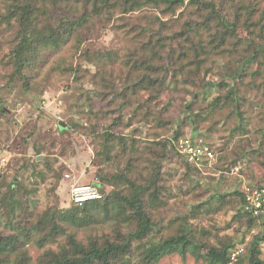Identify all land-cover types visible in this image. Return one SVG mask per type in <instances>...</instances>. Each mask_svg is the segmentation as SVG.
Returning <instances> with one entry per match:
<instances>
[{
  "label": "rangeland",
  "instance_id": "obj_1",
  "mask_svg": "<svg viewBox=\"0 0 264 264\" xmlns=\"http://www.w3.org/2000/svg\"><path fill=\"white\" fill-rule=\"evenodd\" d=\"M260 3L264 6V0ZM5 10V2L0 0V177L5 175L9 181L15 178L26 188L33 189L26 200L31 202L29 207L35 204V218L56 204L59 207L70 205L68 189L71 181L63 180L55 193L52 177L44 181L38 174H31L30 168L24 169L22 176L15 175L20 166L34 158L33 142L48 148L41 154L43 159L48 155L47 159L54 162L55 168L66 167L64 176L70 173L73 181L79 183L96 185L93 175L97 169L114 174L129 167L137 184H146L158 175L157 184L168 200L164 207L154 210L153 217L162 227L159 232L162 236L175 232L170 226L174 218L189 213L195 204L206 201L215 192L242 191L245 185L264 186V58H254L255 49L244 41L228 39L222 46L225 50L211 52L198 74L188 71L196 68L185 58L188 69H184L179 80L157 101L150 93L137 91L128 94L127 100L131 103L119 109L118 104L110 102V97L95 95L96 91L105 88L100 82L103 69L112 75L110 80L119 90L124 78L130 76V81L135 77L136 72L129 75L132 69L129 57L141 49L146 39L141 34L144 27L169 36L188 19L201 20V14L195 7H190L189 0L177 5L174 12L165 3H151L128 13L117 10L113 14L90 18L70 42L60 49L44 52L47 59L38 65L31 87L27 88L8 77L13 74L7 65L8 53L15 45L20 27L15 21L8 23L3 19ZM260 18L261 11H258L256 19ZM161 20L169 23L167 28L162 29ZM244 27L239 30L242 39L251 33L255 42L263 40L259 35L264 36V33L257 26H252L250 31ZM199 31L201 36L195 35L194 41L202 38L208 46L214 29L200 28ZM238 67L246 68L244 75L231 78ZM225 74L241 96L239 110L248 122L245 131L240 129L241 118L232 108L208 114L202 121L199 118L190 121L188 117L192 111L202 110L204 105L194 97L196 88L203 81H216ZM121 101L125 102L118 100ZM188 104L193 110L187 108ZM116 122L119 124L114 125ZM61 123H64L63 127ZM110 128L114 133L126 136V147L114 140L108 151L109 158L97 156L99 151L106 153L103 141ZM177 135L210 141L217 153L212 165L202 171H190L174 143ZM168 139L174 146L172 149L167 147L166 151L162 143ZM188 175L192 176L190 183L186 181ZM231 209L228 205L218 212H201L193 220L195 227L223 239L231 236L240 243L245 239V244L253 233L264 231L263 219L246 234L247 227L233 219ZM6 220L0 214V229H7ZM111 223L112 220L79 227L77 236L86 241L88 235L110 231ZM71 228L67 232H72ZM42 235L41 230H33V237L26 246L34 259L48 247L57 248L56 242L41 246ZM63 238L64 235L59 236V239ZM204 238L208 239L207 236ZM262 249L264 256V241ZM159 264H201V261L191 254L183 257L174 253Z\"/></svg>",
  "mask_w": 264,
  "mask_h": 264
},
{
  "label": "trees",
  "instance_id": "obj_2",
  "mask_svg": "<svg viewBox=\"0 0 264 264\" xmlns=\"http://www.w3.org/2000/svg\"><path fill=\"white\" fill-rule=\"evenodd\" d=\"M3 1L6 9L2 15L3 19L8 23L15 21L20 27L15 45L8 53L10 60L7 65L13 72L8 77L10 80H18L26 88L31 87L38 65L45 63L47 58L45 59L44 52L60 49L70 42L79 35V28L90 18L113 14L117 10L128 13L151 3H165L167 8L174 12L175 7L182 4L176 0ZM260 2L261 0H189L190 7H195L201 14V20L188 19L179 30L171 31L169 36L163 35L160 30H148L144 27L141 34L146 39L142 42L141 49L129 57L132 67L129 75L136 72L135 77L130 78V81V76L124 78L122 89L119 90L110 80L112 75L103 69L100 82L105 88L96 91L98 95H95L110 97V102L118 104L119 109L131 103L127 100V95L137 91L150 93L152 99L157 101L167 88L179 80L184 69H188V62L196 68H190L188 71L198 74L202 71L207 56L211 52L222 53L225 50L222 46L232 38L244 41L246 45L254 48V58H264L262 34L259 35L263 37L260 42H255L251 33L244 39L239 36L243 25L244 30L250 31L252 26H257L264 33V6ZM258 11H261L260 19H256ZM168 24L161 20L162 29L167 28ZM198 25L201 26L197 27ZM200 28L208 31L214 29V32L210 33L208 46L202 38L194 41L195 35L201 36ZM235 46L236 44L233 49ZM245 70L246 68L238 67L231 78L243 76ZM196 89L194 97L204 105L202 110H194L191 116L188 115L190 121H196V118L202 121L208 114L232 108L241 118L240 129L245 131L244 126L248 122L239 110L241 96L226 74L216 81H203ZM121 99L125 102H118ZM187 108L193 110L191 104H188ZM116 124L119 123L114 125ZM125 137L114 133L111 128L108 129L103 141L106 153L99 151L97 156L109 158L111 155L108 151L114 145V140L126 147ZM179 138L177 135L176 140ZM205 142L213 147L210 141ZM162 144L165 150L174 146L170 139ZM31 148L34 158L24 163L23 167L20 166L15 175L22 176L24 169L30 168L31 174H38L44 181L52 177L55 182L52 191L56 193L63 180L70 181L63 173L66 167L55 168L54 162L47 159L48 155L43 160H37L38 156L48 151L47 147L33 142ZM213 149L216 153L214 147ZM180 154L185 158L190 171H202L184 154ZM131 173L129 167L114 174L97 169L93 179L96 178V185L102 189L103 198L87 201L82 205L72 200L69 182L70 205L59 207L56 204L36 218L35 204L29 207L31 202L26 200L31 196L33 189L26 188L22 181L18 183L15 178L9 181L5 175L0 177V214L7 219V229H0V264H159L174 253L183 257L191 254L201 261V264H264V231L253 233L246 243L245 252L237 261L231 263L230 252L245 239L240 243L231 236L223 239L210 235V231L196 228L193 222L201 212H218L231 205L233 219L247 227L246 234L251 233L264 219V212L258 217L249 211L243 190L211 194L206 201L195 204L189 213L174 218L170 226L175 228V232L162 236L159 233L162 227H159L153 217L154 210L164 207L168 202L157 184L160 177L155 175L146 184H137ZM191 178L192 176L188 175L186 181L190 183ZM57 196L59 198L60 194L57 193ZM110 220L113 222L110 231H103L101 235H88L86 241L77 236L79 227H89L94 223ZM29 221H32L31 225L27 224ZM71 225L74 227L71 228ZM69 228L73 231L67 232ZM35 229L43 232L41 246L47 242L57 243L56 249L48 247L36 259L26 247ZM60 235H64V238L59 239ZM206 236L207 240L204 238Z\"/></svg>",
  "mask_w": 264,
  "mask_h": 264
},
{
  "label": "built area",
  "instance_id": "obj_3",
  "mask_svg": "<svg viewBox=\"0 0 264 264\" xmlns=\"http://www.w3.org/2000/svg\"><path fill=\"white\" fill-rule=\"evenodd\" d=\"M174 143L177 150L201 170L211 166L216 159L213 147L203 138L183 136ZM236 169L239 170L238 167ZM66 178L71 181V198L75 203L82 205L87 201L103 198V192L96 185L73 181L70 173L66 174ZM243 192L246 196L247 208L253 215L259 217L264 212V186L245 185ZM245 247L246 244L242 243L230 252L231 263L237 261L239 256L245 252Z\"/></svg>",
  "mask_w": 264,
  "mask_h": 264
},
{
  "label": "water",
  "instance_id": "obj_4",
  "mask_svg": "<svg viewBox=\"0 0 264 264\" xmlns=\"http://www.w3.org/2000/svg\"><path fill=\"white\" fill-rule=\"evenodd\" d=\"M176 1L183 2L185 0H176ZM63 125H64V123H61V126H63ZM40 159H43V156L42 155L38 156V158H37V160H40Z\"/></svg>",
  "mask_w": 264,
  "mask_h": 264
}]
</instances>
